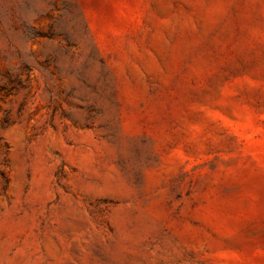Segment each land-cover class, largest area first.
I'll use <instances>...</instances> for the list:
<instances>
[{
	"label": "rangeland",
	"instance_id": "1",
	"mask_svg": "<svg viewBox=\"0 0 264 264\" xmlns=\"http://www.w3.org/2000/svg\"><path fill=\"white\" fill-rule=\"evenodd\" d=\"M0 264H264V0H0Z\"/></svg>",
	"mask_w": 264,
	"mask_h": 264
}]
</instances>
